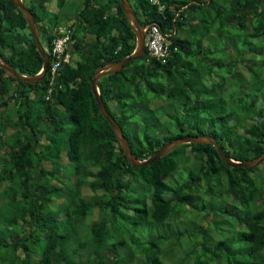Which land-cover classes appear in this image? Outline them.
I'll use <instances>...</instances> for the list:
<instances>
[{"label":"trees","instance_id":"1","mask_svg":"<svg viewBox=\"0 0 264 264\" xmlns=\"http://www.w3.org/2000/svg\"><path fill=\"white\" fill-rule=\"evenodd\" d=\"M34 1L24 5L32 13L42 10L35 21L46 52L62 23L57 17H63L73 20L77 59L62 63L52 85L50 64L34 85L0 68V264H264L261 165L232 168L212 145L191 143L134 168L101 115L91 90L95 70L135 48L119 0H82L69 14H61L66 0ZM128 2L142 27L156 23L171 34L165 64L150 59L145 48L142 57L98 81L105 108L134 156L146 160L176 138L202 134L234 161L262 155L264 0ZM25 29L12 1L0 0V55L19 74L33 76L42 58ZM214 71L219 76L210 79ZM163 96L185 98L182 114L167 115L157 105ZM181 171L187 176L180 180ZM131 180L141 181L136 201L126 197ZM85 189L92 195L85 197ZM200 191L208 206L195 196ZM209 212L239 230L227 237L226 223L193 224ZM180 215L184 229L164 224ZM156 224L167 228L158 233ZM136 231L138 239L131 241ZM75 243L86 253L82 258Z\"/></svg>","mask_w":264,"mask_h":264},{"label":"water","instance_id":"2","mask_svg":"<svg viewBox=\"0 0 264 264\" xmlns=\"http://www.w3.org/2000/svg\"><path fill=\"white\" fill-rule=\"evenodd\" d=\"M11 1L14 4V6L22 13L27 23L29 33L35 42L36 50L39 53L40 57L42 58V67H41L42 71L39 72L37 75H33V76L21 75L18 72H16V70L10 64H8L2 58L1 55H0V68L11 78L22 81L24 83L34 85L45 77L48 66H49L50 57H49V54L44 50L40 42L38 28L36 26V21H35V18L32 12L25 7L22 0H11ZM119 4L125 15L127 23L132 27V32L135 36V48L130 55L123 57L118 61L110 62L106 64L105 66L97 68L93 74V78L91 82V90H92L95 102L97 104V107L101 115L103 116V118L109 123L112 131L114 132L116 139L121 147V150L127 162L134 168L142 167L166 155L175 147H178L183 144L200 143V144L212 145L215 148V151L217 152L220 160L223 163H225L227 166H230L232 168H238V167L254 168L264 163V153L260 155L259 157H256L254 159L247 160V161L240 162V161L232 160L230 157L226 155V152L219 145V143L211 135H207V134L176 138L166 143L165 145H163L157 152H155L153 155H151L146 160H139L134 156L129 146V143L122 132L121 127L112 118L110 113L106 110L105 105L102 101V98L99 94L98 87H97L98 81L102 77L109 76V75H112L120 71L131 61L142 57L145 51V37H146L147 26L142 27L139 24L136 14L133 8L131 7V5L129 4L128 0H119Z\"/></svg>","mask_w":264,"mask_h":264},{"label":"rangeland","instance_id":"3","mask_svg":"<svg viewBox=\"0 0 264 264\" xmlns=\"http://www.w3.org/2000/svg\"><path fill=\"white\" fill-rule=\"evenodd\" d=\"M23 1V4H25V5H27V6H31V4L32 5H34L35 4V2L36 1H31V0H22ZM51 2H53V5H55L56 4V1L55 0H51ZM52 5V6H53ZM81 5H82V0H67V1H65V4H64V6H63V9H66V11L65 12H62L61 14H64V13H67V14H69L68 13V11H77L80 7H81ZM26 7V6H25ZM32 7V6H31ZM99 8H101V6H98ZM27 8V7H26ZM35 9V11H36V14L38 15V13H39V15H40V11H42L41 10V8H34ZM42 13V12H41ZM57 20L58 21H61L62 23L61 24H59L58 26L59 27H63V26H65V24H66V22H67V18H63V17H57ZM71 21H73V20H71ZM71 21H68V22H71ZM44 22V21H43ZM67 22V23H68ZM72 23V22H71ZM39 25V24H38ZM72 31H73V29H71ZM24 33L27 35V36H29V30H27V29H25V31H24ZM71 34H72V32H71ZM39 39H40V42H41V44H42V46H43V48H44V50L45 51H47L46 50V45H45V43H44V41H43V33L40 31V33H39ZM239 44H242V43H239ZM67 52H69V51H67ZM77 59V56L76 55H74V54H69V57H68V62H73V61H75ZM207 60H209V62H213L214 61V59L213 58H208ZM254 60V59H253ZM255 61V60H254ZM108 64V63H107ZM226 64H228V63H226ZM106 65V64H105ZM104 65V66H105ZM41 72V71H40ZM219 76V71H214L213 72V74L211 75V77H210V79H216V77H218ZM235 82H236V80H235ZM203 84L205 85V83H201L200 85H197L196 87H194V90L196 91L197 89H200L201 87H203ZM150 95H152V96H156V92H150ZM159 95V94H158ZM8 101V110L7 111H9V109H12V106H13V103L11 102V100L10 99H8L7 100ZM159 102H157V105L159 104V106L163 109V111L167 114V115H173V114H176V113H180V114H182V112H183V110H182V107H181V104H183V103H185V101H186V99L185 98H183V99H181V100H178V101H168V99L166 98V97H162L161 99H159L158 100ZM231 104V106H232V104H233V102H231L230 103ZM236 105H237V103H236ZM9 113V112H8ZM7 114V113H6ZM242 121H243V118H242ZM245 121V122H244ZM243 121V123L245 124V125H247L248 124V120H244ZM186 128V127H185ZM240 131V133L239 134H242V131H241V129L239 130ZM261 166H259V170L257 171V174H260V173H264V163H262V164H260ZM187 169V170H186ZM189 169H192V166L191 165H188V166H185L184 165V170L185 171H188ZM187 176V174L186 175H184L183 173H182V171H181V174L178 176V178H180V180L181 179H183V178H185ZM177 178V177H176ZM177 178V179H178ZM139 182H141L140 180H139ZM139 182H136V181H132L131 180V182L129 183V187L130 188H128V192H129V194H127V200H130L131 198L133 199V200H138V198L142 195V192H143V190L142 189H140V184H139ZM84 196L85 197H89V196H91L92 194L87 190V189H85L84 190ZM195 196H197L198 197V201L200 202V203H204L205 205H207L208 206V203H207V199L204 197L203 198V195H202V191H200V192H196L195 193ZM149 199V198H148ZM220 200L221 201H223V202H225V203H229V201H228V197L227 196H223L222 198H220ZM51 201V200H50ZM55 202H57V203H60V200H54ZM55 202H53L54 204H56ZM210 205V204H209ZM259 206H261L260 204H258ZM213 206V205H212ZM213 213H211V212H209V213H207V214H205V213H203L202 215H198V217H199V219L198 220H196V219H194L193 220V224L195 225V226H198V225H206V224H208V222H212V223H214V225H218L219 227H221V225H223L224 223H226L227 224V228L226 227H224L223 228V230L224 231H227V233H226V236L227 237H231V235L233 236V233L231 232L232 230L234 231V232H236L237 230H239V228H237V226H235V224H233V222H232V220L231 221H229L228 220V222H227V219H225L224 217H217V219L215 220L214 218H213ZM97 217V214H94V216L93 217H89V218H87L86 219V223H90L93 219H95ZM185 217H181V215H180V219H178V220H169V221H166L164 224L165 225H168V226H170L171 227V229L172 230H178V228H180V229H184L185 227H186V224H187V221L184 219ZM184 225H185V227H184ZM167 228V226H164L163 224H156V232H158V233H161L164 229H166ZM169 228V227H168ZM234 228V229H233ZM170 229V228H169ZM213 230V228L212 227H210V231H212ZM152 232L154 233L155 231H154V229H152ZM139 232H135V233H132L131 234V237H130V240L131 241H137V239H138V236H139ZM147 234L148 233H145L144 231H143V233L141 234L143 237H146L147 236ZM73 248L74 249H76V255L78 256V257H80V258H82L83 256H85L86 255V253L84 252V251H82V253H81V251H80V249L78 248V246H77V244L75 243L74 245H73ZM181 258H182V256H181ZM171 264V263H170Z\"/></svg>","mask_w":264,"mask_h":264},{"label":"built area","instance_id":"4","mask_svg":"<svg viewBox=\"0 0 264 264\" xmlns=\"http://www.w3.org/2000/svg\"><path fill=\"white\" fill-rule=\"evenodd\" d=\"M152 2L155 4L157 0H152ZM70 26L71 23H68L65 27L53 30L54 38L51 41L49 52L51 85L58 76L62 63L68 62L69 53L72 51L74 41L71 38L72 30ZM170 36V33L163 32L161 27L156 23L147 25L145 48L150 59L159 61L162 64L166 63L169 58V47L171 45Z\"/></svg>","mask_w":264,"mask_h":264},{"label":"clouds","instance_id":"5","mask_svg":"<svg viewBox=\"0 0 264 264\" xmlns=\"http://www.w3.org/2000/svg\"><path fill=\"white\" fill-rule=\"evenodd\" d=\"M68 23H71V22H68ZM68 23H66V25L68 24ZM63 27H65V26H63ZM146 38V37H145ZM74 41V40H73ZM72 52H73V48H72V51H71V53H69V54H72ZM49 54V53H48ZM50 57V56H49ZM49 64H50V58H49ZM42 71V70H41Z\"/></svg>","mask_w":264,"mask_h":264},{"label":"flooded vegetation","instance_id":"6","mask_svg":"<svg viewBox=\"0 0 264 264\" xmlns=\"http://www.w3.org/2000/svg\"><path fill=\"white\" fill-rule=\"evenodd\" d=\"M23 2V1H22ZM34 15V18H36V13H32Z\"/></svg>","mask_w":264,"mask_h":264},{"label":"crops","instance_id":"7","mask_svg":"<svg viewBox=\"0 0 264 264\" xmlns=\"http://www.w3.org/2000/svg\"><path fill=\"white\" fill-rule=\"evenodd\" d=\"M67 1V0H66ZM72 48H73V46H72Z\"/></svg>","mask_w":264,"mask_h":264}]
</instances>
